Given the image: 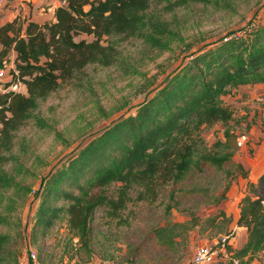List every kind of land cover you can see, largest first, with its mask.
Returning <instances> with one entry per match:
<instances>
[{
	"label": "trees",
	"instance_id": "obj_1",
	"mask_svg": "<svg viewBox=\"0 0 264 264\" xmlns=\"http://www.w3.org/2000/svg\"><path fill=\"white\" fill-rule=\"evenodd\" d=\"M189 2L218 0H68L55 7L52 19L38 22L17 15L0 25V66L13 52L17 72L12 70L11 81L24 85L23 90H0V205L11 198L8 190L14 195L23 189L26 195L30 192L6 166L12 159L18 162L12 152L16 132L39 101L88 64L117 62L120 54L114 44L104 42L106 35H133L152 47L168 48L173 39L182 38L174 26V11ZM166 13H173L172 18ZM243 30V35L229 33L191 50L153 94L137 104L135 113L116 118L80 147L66 166L43 177L42 193L40 187L33 188L28 197L32 223L23 229V237L32 242V235L34 240L37 232L45 234L62 215L87 245L97 210L118 216L137 188L138 199L162 195L165 223L150 228L121 264L142 260L140 249L146 242L173 250L177 237L185 238L195 226L228 235L227 255L207 264H232L234 258L249 264L264 249V169L255 182L247 180L239 200L236 224L247 230L242 246L232 247V216L222 208L204 218L199 214L203 206L225 198L236 175L247 174L234 158L239 148L231 128L234 108L224 95L240 84L264 82V22L250 21ZM217 123L223 138L209 143L203 132ZM22 167L20 163L16 170ZM62 180L68 187L61 186ZM50 197L63 203H50ZM174 208L187 217L169 220ZM5 221L0 211V223ZM7 240L8 234L0 233V251ZM163 253L160 256L166 257ZM37 258L41 260L38 254Z\"/></svg>",
	"mask_w": 264,
	"mask_h": 264
},
{
	"label": "rangeland",
	"instance_id": "obj_2",
	"mask_svg": "<svg viewBox=\"0 0 264 264\" xmlns=\"http://www.w3.org/2000/svg\"><path fill=\"white\" fill-rule=\"evenodd\" d=\"M12 1L5 0V7ZM172 14L166 13L165 17L171 19ZM174 14L177 16L174 26L178 27L181 39L175 38L168 48L158 49L133 35L104 36L105 43L111 42L117 48L120 54L117 62L110 65L88 64L76 77L63 81L44 100H40L30 119L18 129L12 146L18 162L12 159L6 167L15 172L23 185L29 186L30 192L26 195L23 189L14 195L8 190L6 194L11 198H5L0 205V211L6 217V221L0 223V233L8 234L5 248L0 251V264L28 262L27 248L30 245L43 264H121L128 261L129 252L150 228L165 223V199L162 195L154 200L138 199V189L134 188L131 201L118 216L111 217L106 210H97L93 220L94 232L87 245L68 228L62 215L54 219L45 234L37 232L34 240L32 235V242L23 237V229L29 221L32 223L28 197L31 198L29 195L32 196L33 188L40 187L42 193L43 177L66 166L80 147L116 118L135 113L137 104L153 94L187 59L191 50L229 33L243 35L244 25L250 21L264 22V0L189 2L177 7ZM6 81L3 78L0 83ZM244 85H238L231 97L227 94L225 97L233 102L231 128L236 134L246 133L248 137L245 145L238 148L235 159L249 171L252 166H258L255 158L264 157V86L259 91H253L252 87ZM23 87L22 84L16 90H23ZM203 134L209 143L217 137L223 138L222 125L217 123L206 128ZM20 163L23 167L17 171L16 165ZM66 179L69 177L63 180ZM63 180L61 186L68 187ZM50 200L57 205L63 203L62 200H53V197ZM5 205H9L10 209ZM208 213H211L209 205L199 211L201 218ZM185 217L175 208L168 215V219L173 221ZM222 235L226 234L195 226L185 238L177 237L174 249L169 252L161 250L155 242H146L140 249L143 258L136 264H184L199 244L217 249L218 259L224 255L223 249H219ZM233 236L234 232L229 239L232 240ZM162 252L167 256L161 257ZM249 264H264V249Z\"/></svg>",
	"mask_w": 264,
	"mask_h": 264
},
{
	"label": "crops",
	"instance_id": "obj_3",
	"mask_svg": "<svg viewBox=\"0 0 264 264\" xmlns=\"http://www.w3.org/2000/svg\"><path fill=\"white\" fill-rule=\"evenodd\" d=\"M17 15L38 22H43L45 20L53 18V12L43 10L37 0H24V2L21 0H13L10 4H8L7 7H4L3 12L0 13V25L13 20V18ZM13 55L14 53L12 52L10 57L13 58ZM244 86L252 87L253 91H259L264 86V82H257L253 84L245 83ZM235 90L236 88L233 89L231 93H228L227 95L230 96L231 94H234ZM224 98L227 101H231L227 99L225 95ZM230 103L232 104L233 102L231 101ZM255 159V164L258 163V166H252L249 171H247L243 163L239 162L244 167L245 171H247L246 176H242L240 174L237 177L235 176L229 184L225 198H223L218 204L209 205L211 206V213L218 208H222L227 215L232 216L231 227L234 231V236L232 237V240L234 239V241L230 240V242L233 248H238L242 246L247 238L246 227L237 225L236 219L239 215V200L245 192L247 180L256 181L257 177L264 169V157ZM254 168L257 170H255ZM238 240L239 243L237 244L236 241ZM225 256L226 255L224 254L223 256H220V258H223Z\"/></svg>",
	"mask_w": 264,
	"mask_h": 264
},
{
	"label": "built area",
	"instance_id": "obj_4",
	"mask_svg": "<svg viewBox=\"0 0 264 264\" xmlns=\"http://www.w3.org/2000/svg\"><path fill=\"white\" fill-rule=\"evenodd\" d=\"M37 1L43 10L50 12H54L55 7L64 6L68 2V0H37ZM4 7H5V0H0V13L3 12ZM12 70L14 71V73L17 72L14 66L13 59L11 57L7 59H3L2 65L0 66V80L4 78L9 81V84L6 86L4 84L5 82L4 83L1 82L0 83L1 91L8 90L9 88L16 90L17 88H20V85L23 84V83L21 84V82L18 80L11 81ZM247 140L248 137L246 133H239L236 135V144L238 147L244 146ZM227 238L228 235H222L219 239V244H220L219 249L220 250L223 249V254L225 255H227V252L225 250V244L227 242ZM27 250H28L27 251L28 264H43L38 260L35 249L28 246ZM216 260H217V249L215 248L213 249L208 244H199L195 247L191 258L185 264H207V263L215 262ZM237 262L238 259L234 258V263Z\"/></svg>",
	"mask_w": 264,
	"mask_h": 264
}]
</instances>
